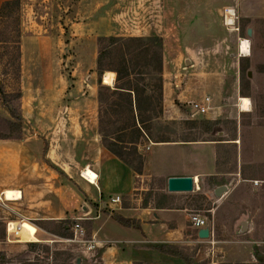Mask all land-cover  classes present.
Wrapping results in <instances>:
<instances>
[{"label": "rangeland", "instance_id": "obj_1", "mask_svg": "<svg viewBox=\"0 0 264 264\" xmlns=\"http://www.w3.org/2000/svg\"><path fill=\"white\" fill-rule=\"evenodd\" d=\"M3 1L0 0V4ZM19 1V9L10 8L0 16V88L5 93L20 92L22 114V138L17 141L0 139V147L5 149L0 154L6 173L2 177L7 182L15 181L24 163L37 161L40 167L44 163L57 172L62 189L61 201H55L54 205L49 191L52 189H47L51 187L47 183L54 177L45 176L48 202L42 206L47 212L44 217H22L18 214L19 205L0 200V217H4L0 220L5 221L4 224L14 222L9 231L16 221H25L35 228L32 235L20 236L21 240L4 238L0 241V251L11 260L10 264H24L25 260L35 264H77V258L82 259L79 264H99L93 259L97 253H91L94 247L92 250L86 248V245L97 244L88 228L91 226L85 227L84 221L73 217L83 216L82 205H89L92 213L102 210L105 200V197L97 198L91 203L84 196L82 188L88 181L81 176V171L88 165L92 169L93 155L103 147L98 134L96 56L97 38L108 35L82 22L78 0ZM151 1H155L154 20L157 23L156 33L151 35L161 39L163 59L162 112L150 129L152 140L163 137L173 141H203L206 136L194 122L220 120L217 136L223 140L218 144L217 168L226 172L239 168L243 172L241 179H246L239 181L237 176L238 180H229L230 190L222 199H215L210 190L212 181L226 178H219L220 175L213 180L211 177L194 180L192 191L167 198L165 203L184 205L188 215L198 213L206 217L212 227L211 236L204 239L207 241H204L206 258L194 261L195 245L192 250L182 251L191 255L194 262L204 264H260V259L264 261V184L254 185L253 181L264 178V0H166L174 7L170 11L165 0ZM181 1L184 3L182 9ZM229 10L232 24L228 25ZM123 12L124 9L118 11L119 14ZM123 20L125 23L127 19H120ZM121 32L126 33L119 30ZM136 32L129 28L130 35L116 36H135ZM242 38L249 41L247 56L238 50ZM102 83L105 84L103 80ZM175 84H181L185 101L175 102V109L179 110L171 111L168 104L173 100L172 87H180ZM206 96L210 98L208 112L192 114L191 103H198ZM239 97L249 99V111L239 110ZM0 117H9L1 95ZM228 140L236 142L228 144ZM151 142L141 139L138 150L142 155ZM10 144L14 145L12 149ZM202 151L208 155L202 147L197 153ZM153 154L155 165L159 167L168 169L177 163L171 160L174 152L166 148H155ZM166 158L170 160L164 161ZM188 162L195 163L196 159ZM200 164L201 161L194 166ZM35 166L30 172L41 171ZM101 175L107 195H111L113 186L122 193L133 183L130 168L118 159L103 163ZM166 185L162 177L143 175L137 178L136 186L144 190L134 191V198L140 197L143 203L157 199L163 192L158 190L166 189ZM75 193V208L63 218L69 222L66 225L71 237L50 233L48 230H54L57 225L54 223L59 220L57 217L64 216L63 208L73 204L70 199L74 201ZM125 201L123 205L128 203ZM58 208L59 211L53 213ZM102 211L110 214L106 208ZM243 221L244 230L241 228ZM75 222L85 229L83 242L88 243L71 241ZM31 241L39 242L34 252L28 249ZM254 248L261 253L260 258L255 256Z\"/></svg>", "mask_w": 264, "mask_h": 264}, {"label": "crops", "instance_id": "obj_2", "mask_svg": "<svg viewBox=\"0 0 264 264\" xmlns=\"http://www.w3.org/2000/svg\"><path fill=\"white\" fill-rule=\"evenodd\" d=\"M77 3L81 18L83 19L82 22L91 26L92 29L102 35H130V33H128L129 28L137 31L134 33L135 36H149L156 33L155 27H157V23L154 20L155 1L78 0ZM180 3L182 9L184 3L183 1ZM166 8L168 11L174 9L169 1H166ZM123 9V14H119L118 11ZM121 18L127 19L125 20V23L124 20L123 22L120 21ZM169 21L172 24L173 19L170 18ZM119 30H125L126 33H119ZM178 85H180V87H178ZM178 85L175 84V86L178 87L176 89L175 87H172L173 89L170 94L173 100L168 106L171 111H178L179 109H175V104L177 102L183 103V101H185L183 100L184 91L181 90L182 86L181 84ZM7 141L17 140L8 139ZM226 142L230 144L235 143L236 140H228ZM9 146L11 149L14 147L12 144ZM200 147H202V149L205 148L208 151L207 156L203 151L200 152L201 154L197 153ZM146 148L142 173L136 174L130 169L133 183L122 193H120L117 187H111V192H109L111 195H107L106 193L107 187L102 183L101 172L103 163L114 161L118 158L104 147H99L96 152L97 155H93L94 163L90 167L92 168L91 170L96 173L97 178L95 184L90 182L84 183V188H82L83 194L87 199L92 201L91 203H94L97 198L104 199L105 197L101 206L108 209L110 214L107 215L102 210H96L95 213H92V209L89 205H82L81 208L85 211L83 216L73 217L74 219L83 217L80 221H84L83 224H85V227H88V225L91 226L88 228L92 234H94V241L97 243L91 252L97 253L96 258L93 259L96 260V262L99 261V264H187L180 256L171 252L161 251L157 248L162 245L177 246L181 250H192L195 245L196 253L193 258L194 261L203 259V257L206 258L207 246L204 243L205 240L199 238L197 235L198 230L188 224L189 215L187 214L186 207L184 205H174V203H165L169 196L176 195L180 192H169L166 185V189L162 188L158 190L163 192H160V194L157 195V199H149L148 202L144 204L140 197L134 198V191L144 190V188L136 186V180L143 175L162 177L166 182L167 178L171 176H191L193 178V185L195 186V178L199 181L201 178L217 175L221 176H219V178H222L223 176L229 180H235L237 179V176L239 181L246 180L241 179L243 172L239 168L233 172H226V170L222 171L217 168L219 145L213 141L151 142L146 145ZM155 148H166L169 151L174 152V154H171V160L177 163L168 169L155 165V156L153 154ZM4 152L5 149L0 147V154H3ZM9 152L11 153V150H9ZM194 158L196 159L195 163L188 162V160H194ZM166 160L170 159L166 158L164 161ZM199 161H201V164L199 166H194V164H197ZM24 164L25 166L21 168V174L18 176L17 180L7 182L4 181L2 177L6 174L5 168H3L4 159L0 160V198L2 201L4 200L2 198V193L6 190L19 191V198L6 200L12 201L13 204L20 206L18 214L22 217H44L47 212H45L42 206L48 202L45 195L46 190L44 189L45 176L52 175V177H54L49 183H47L51 186L47 189H52L49 191L52 192V201L55 205V201H61L60 192L62 186L59 183L60 180L57 178L58 174L53 168L48 167L44 163H41L42 167L39 166L40 162L37 161H35V163L26 162ZM86 164L89 163L86 162ZM35 165H37L36 169H40L41 171L37 170L39 171H36L37 173L35 171L30 172V169L36 167ZM258 180H264V178ZM70 189L73 192L72 188ZM226 193L220 198L215 199H222ZM76 196L77 194L75 193L74 201L70 199V202L73 204L69 203V207L63 208L64 216H59L57 219L65 218L67 213L74 210ZM114 196H119L120 202L111 203L110 199ZM125 200L128 201V203L123 205L122 202ZM52 208L54 209L55 206ZM57 211H59V208L54 210L53 213H57ZM113 212H116L124 218L133 219L135 223H138V227H125L119 225L111 217ZM47 220L51 221L54 219ZM13 223L11 221L9 222V224ZM36 228L38 227L36 226ZM234 247L239 248V246ZM225 248L227 249V246H225ZM228 248L230 250V246ZM213 249H216V247L213 246ZM79 259L82 263V259Z\"/></svg>", "mask_w": 264, "mask_h": 264}, {"label": "trees", "instance_id": "obj_3", "mask_svg": "<svg viewBox=\"0 0 264 264\" xmlns=\"http://www.w3.org/2000/svg\"><path fill=\"white\" fill-rule=\"evenodd\" d=\"M19 5V0H4L0 4V16L10 8L19 9ZM97 42L99 49L96 56L98 76L96 98L100 143L134 173L141 174L144 164V155L138 150L141 139L146 138L152 142L173 141L163 137L152 140L153 134L150 131L155 119L162 112V41L155 35L147 37L108 35L99 36ZM106 71L115 73L112 85L102 83V76ZM0 95L9 115L0 117V126L3 128L0 139L20 140L22 138L20 92L5 93L0 88ZM14 100H17L15 104L12 103ZM194 124L199 125L200 133L206 136L203 141L219 144L223 140L217 136L221 128L220 120L201 119ZM210 179H215V176H211ZM102 210H105V207H102ZM112 218L121 226L138 227V223L133 219L124 218L119 214H112ZM54 223L57 225L54 230H48L50 233L63 238L71 237L69 227L66 225L69 224L67 219H59ZM4 238L6 239L5 224L0 220V241ZM38 243L28 242V249L34 252L39 246ZM157 248L180 256L187 264H204L194 262L191 255H187L177 246L162 245ZM257 250L254 248V254L260 258L261 253ZM10 262L4 252L0 251V264ZM24 264L35 263L25 260ZM260 264H264L261 259Z\"/></svg>", "mask_w": 264, "mask_h": 264}, {"label": "built area", "instance_id": "obj_4", "mask_svg": "<svg viewBox=\"0 0 264 264\" xmlns=\"http://www.w3.org/2000/svg\"><path fill=\"white\" fill-rule=\"evenodd\" d=\"M210 109V98L208 96H206L202 101L200 102H193L191 103V105L189 106V110L191 111L192 114H206L208 112V110ZM264 184V180H254L253 184L254 185H258V184ZM111 203H115V202H120V197L119 196H114L110 199ZM86 218V217H84ZM83 219V217H78L75 218V220L79 221ZM9 222L7 221L5 224V231H6V239L7 240H11V239H20V236L18 235V231L20 228V225L22 222L24 221H16L18 226H16L11 232L8 230L9 229ZM188 222L190 224L191 227L195 228L196 230H199L201 228H207L209 231V236H211L212 234V227L208 224V221L206 219V217L198 214V213H190L188 216ZM72 230H73V239H71V241H81L83 242V236H85V229L80 225L79 222H75L74 225H72ZM78 237H82L81 239ZM90 242V241H89ZM83 243H88V242H84ZM87 249H91L93 247H95V245L93 244H89L86 245Z\"/></svg>", "mask_w": 264, "mask_h": 264}, {"label": "bare ground", "instance_id": "obj_5", "mask_svg": "<svg viewBox=\"0 0 264 264\" xmlns=\"http://www.w3.org/2000/svg\"><path fill=\"white\" fill-rule=\"evenodd\" d=\"M226 24H232V13L231 10L227 11V15H226ZM249 41L248 39L242 38L239 40L238 43V50L240 51V54L247 56L249 55ZM114 76L115 73L112 71H106L103 74V82L105 84H113L114 82ZM239 108L242 111H249L250 109V101L248 98L246 97H239ZM81 176L84 177L88 182L94 184L97 178L96 173L91 170L89 167H84L81 171ZM194 180H197L196 178ZM20 197V192L19 191H15V190H6L2 193V198L4 200H13L16 198ZM1 200V198H0ZM10 226V224H9ZM18 226V224L16 223L12 228L11 231ZM35 231V228L33 227V225L27 223V222H22L18 231V235L21 237H24L25 235H32Z\"/></svg>", "mask_w": 264, "mask_h": 264}, {"label": "water", "instance_id": "obj_6", "mask_svg": "<svg viewBox=\"0 0 264 264\" xmlns=\"http://www.w3.org/2000/svg\"><path fill=\"white\" fill-rule=\"evenodd\" d=\"M247 35H251V30H247ZM188 61V60H187ZM250 76V72H248ZM194 188L193 178L191 176H171L167 178V190L169 192H190ZM230 189V181L227 178L214 180L210 183V190L213 192L215 198H220L224 193ZM241 228L244 230L245 222H241ZM197 235L201 239H206L209 236L207 228H201L197 231ZM76 263H80V259H76Z\"/></svg>", "mask_w": 264, "mask_h": 264}]
</instances>
